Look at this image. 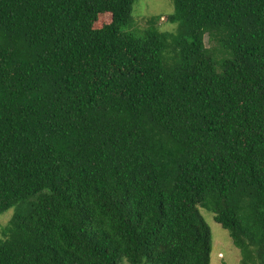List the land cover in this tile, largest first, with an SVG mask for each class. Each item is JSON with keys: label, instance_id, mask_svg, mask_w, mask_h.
Returning <instances> with one entry per match:
<instances>
[{"label": "trees", "instance_id": "1", "mask_svg": "<svg viewBox=\"0 0 264 264\" xmlns=\"http://www.w3.org/2000/svg\"><path fill=\"white\" fill-rule=\"evenodd\" d=\"M173 1L0 0V264H264V0Z\"/></svg>", "mask_w": 264, "mask_h": 264}, {"label": "rangeland", "instance_id": "2", "mask_svg": "<svg viewBox=\"0 0 264 264\" xmlns=\"http://www.w3.org/2000/svg\"><path fill=\"white\" fill-rule=\"evenodd\" d=\"M173 9H175L173 0H136L132 7L134 23L131 29L136 28L142 31L149 26L151 17L161 16L158 27L163 31H174L177 24L167 20ZM110 21L111 18L108 15L102 18V23ZM206 42L209 45L208 36H206ZM201 210L212 230L211 264H242L240 250L234 245L229 231L215 220L211 211L205 208ZM13 213L14 207H11L0 214V237H2L3 227L10 221Z\"/></svg>", "mask_w": 264, "mask_h": 264}]
</instances>
